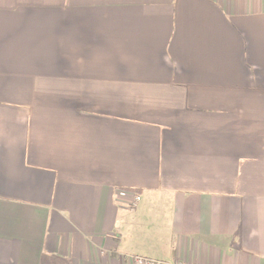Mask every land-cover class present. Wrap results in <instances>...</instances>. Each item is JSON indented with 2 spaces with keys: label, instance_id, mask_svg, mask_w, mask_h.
<instances>
[{
  "label": "crops",
  "instance_id": "obj_1",
  "mask_svg": "<svg viewBox=\"0 0 264 264\" xmlns=\"http://www.w3.org/2000/svg\"><path fill=\"white\" fill-rule=\"evenodd\" d=\"M138 259L264 264V0H0V264Z\"/></svg>",
  "mask_w": 264,
  "mask_h": 264
},
{
  "label": "built area",
  "instance_id": "obj_2",
  "mask_svg": "<svg viewBox=\"0 0 264 264\" xmlns=\"http://www.w3.org/2000/svg\"><path fill=\"white\" fill-rule=\"evenodd\" d=\"M140 200L141 199L139 197H137L135 199V202H133V203L135 204V203L139 202ZM138 262L140 264H172V263L163 262V261H151V260H143V259H138ZM179 264H182V263H179ZM183 264H185V263H183Z\"/></svg>",
  "mask_w": 264,
  "mask_h": 264
}]
</instances>
